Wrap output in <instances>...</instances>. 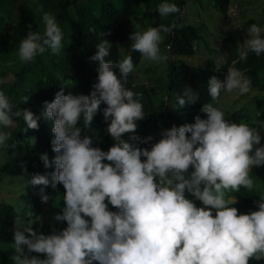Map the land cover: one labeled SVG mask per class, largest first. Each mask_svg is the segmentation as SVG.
Wrapping results in <instances>:
<instances>
[{
	"label": "clouds",
	"instance_id": "1",
	"mask_svg": "<svg viewBox=\"0 0 264 264\" xmlns=\"http://www.w3.org/2000/svg\"><path fill=\"white\" fill-rule=\"evenodd\" d=\"M37 11L42 13L44 31L28 26L19 42L21 63H31L48 50L59 55L64 48V34L55 16L42 6ZM157 11L163 18L183 15L177 4L167 0L157 5ZM178 27L183 25L173 20L133 31L131 51L151 62L168 61L160 45L164 34ZM247 33L243 47L237 49L240 61H246L250 53L264 54L261 27L253 23ZM97 49L90 57L99 62L94 90L73 95L61 88L51 102H44L43 117L54 121L51 144L56 155L51 162L46 153L40 158L45 168L54 164L55 170L36 174L30 181L33 186L63 185L64 206L54 219L67 226L45 235L32 227L30 216L27 220L17 217L13 264H249L264 260V195L256 201L258 210L250 213H239L232 206L237 198L230 195L241 188L254 190L250 173L254 166L264 165V146L256 147L261 142L258 129L229 122L221 109L206 103L201 108L206 118L197 115L192 124L164 129L150 149L141 148L134 142L146 143L152 137L136 135L137 121L145 118V112L142 94L126 87L134 71L133 58L128 55L115 64L105 61L111 49L108 40H101ZM234 90L240 95L252 90L250 79L235 67L228 68L223 80L213 76L208 81L211 99L217 103L222 91ZM185 97L191 103L199 98L186 88L177 97L180 106L185 105ZM27 100L24 96L23 102ZM101 103L106 105L104 120H110L107 133L116 142L107 151L94 147L92 138L82 137L78 127L81 119L85 127L91 125ZM14 117L23 119L22 131L39 128L32 111L17 108L0 90V126L11 128ZM10 139V132L0 131V149L15 148L9 145ZM186 192L203 207L188 199ZM43 193L42 187L41 199L47 203L49 196ZM109 204L116 211L109 210ZM33 252L45 258L29 256Z\"/></svg>",
	"mask_w": 264,
	"mask_h": 264
},
{
	"label": "trees",
	"instance_id": "2",
	"mask_svg": "<svg viewBox=\"0 0 264 264\" xmlns=\"http://www.w3.org/2000/svg\"><path fill=\"white\" fill-rule=\"evenodd\" d=\"M206 1L217 13L226 15L230 0ZM161 2L162 0H33L31 2L0 0V90L9 96L17 108H27L32 111L38 118L39 124L37 130L29 129L25 132L22 131L23 127H26L23 119L14 117L16 121L11 128L0 126V131L11 133L9 145H16L15 148L1 149L6 159L0 165V177L7 174L10 169L24 170L26 167L29 180L21 194L27 203L25 218L28 219L30 216L31 219H35L36 216H46V208L50 207L49 219L53 225L45 234L49 232L51 234L54 229L59 232L67 224L65 221L54 219L56 214L62 213L64 206L63 185L57 184L53 188L51 185L33 186L30 183L34 175L50 174L55 170L54 164L45 168L40 158L41 154L46 153L51 162L56 155L51 144L54 138L52 132L54 121L43 117L44 102H51L61 88L64 94L71 92L73 95H89L94 90L93 84L98 76L99 62L92 61L90 57L97 52V44L101 40H108L111 43L110 53L105 57V61H112L115 64L116 61L131 55L135 67L141 57L140 53L132 52L130 48L124 56H121L119 47L122 42H131L129 36L133 31L146 30L148 27H157L160 24L167 25L173 20L183 25L174 29L171 34H164L165 39L162 42L170 55L165 72L166 100L154 103L144 83L137 81L133 72L128 76L126 87L142 94L139 98L145 112V118L137 121L136 135L142 138L152 137L146 143L134 142L139 147L150 149L153 143L162 138L161 133L164 129L192 124L197 115L202 118L201 108L204 104L213 101L208 91V81L213 76L223 80L228 68L231 67H235L249 78L251 88L259 92L260 107L257 118L248 124L258 131L261 129L264 120V54L256 56L250 53L246 61H240L237 49L241 46L231 35H224L220 38L224 53V60L220 64L206 61L202 66H194L176 58L193 54L196 51L193 43L201 35L196 27L185 23L180 13L166 18L161 17L157 11V5ZM167 2L177 4L182 11L186 0H167ZM41 6L45 12L55 16L64 34V48L59 55H54L48 50L43 55H38L31 63H21L18 58L19 42L27 35L28 26L31 25V30L34 31L41 33L44 31L42 13L37 11ZM6 74L11 75L8 81L4 80ZM186 88H191L199 98L195 103H191L187 102L185 97V105L180 106L177 97L183 96ZM24 96L28 97L25 102H23ZM166 101L173 103L175 108L167 109ZM105 107L106 105L101 103L90 126L85 127L82 119L78 122V127L82 130L81 136L91 137L93 146L103 151H107L116 143L107 133L110 120L106 122L103 118ZM242 117L243 111L239 108L225 116V119L229 122L244 123L241 121ZM127 135L125 134V138ZM141 159L146 158L141 157ZM263 170L264 165L254 166L250 175H260ZM42 187L43 194L49 196L47 203L42 202L41 199ZM258 193L259 191L230 193L236 196L238 201L232 206L236 207L239 213L256 211ZM185 195L190 199L192 197L189 193ZM108 207L109 210L116 211L110 204ZM17 217L22 216H18L11 204H0V239L6 238L4 232L14 224ZM0 264H12V261L7 255L0 253ZM249 264H264V260H252Z\"/></svg>",
	"mask_w": 264,
	"mask_h": 264
},
{
	"label": "rangeland",
	"instance_id": "3",
	"mask_svg": "<svg viewBox=\"0 0 264 264\" xmlns=\"http://www.w3.org/2000/svg\"><path fill=\"white\" fill-rule=\"evenodd\" d=\"M27 1L31 2L33 0ZM182 12L185 23L196 27L201 37L193 43L196 50L193 54L177 56L176 58L194 66H202L206 61L220 64L224 60V53L220 44V38L224 35H231L239 46L243 47L245 39L248 38L247 28L251 24H258L262 32H264V0H230L228 11L224 16L217 13L206 0H186ZM197 41H199V43H196ZM130 45L131 42L120 43L121 56H124L125 52L131 48ZM160 48L162 54H166L168 57L170 56L166 47L161 44ZM166 64L167 61L164 63H155L140 57L138 63L134 67L133 73L135 79L144 83L149 89L154 103L160 100H166L167 98L165 88ZM10 77V74H6L4 75V80L8 81ZM209 103L221 109L225 113V116L240 108L243 111L241 121L249 123L257 118L258 109L260 107L259 92L252 89L249 94L240 95L238 90H234L231 93L223 91L219 103L215 101ZM166 106L167 109L175 108L174 104L169 101H166ZM202 118H206V114L203 112ZM259 133L261 142L260 145L256 147L264 146V120L262 121ZM5 159V155L0 149V165L4 163ZM191 171L192 169L190 168L189 173ZM251 177L255 184L253 191H255V193L259 191L258 195L260 200V195H264V170L261 171L260 175ZM27 180H29L28 173L23 169H10L7 174H3L0 177V204H11L17 211L18 216L21 215L25 220H27V218H25L27 203L24 201L21 194L23 193ZM240 191L244 192L247 190L241 188ZM185 194H187V192ZM191 200H193L198 207H203L202 202L196 200L193 196ZM45 214L46 216L43 217L36 216L35 219L32 218L34 221L32 227L38 233L43 232L45 234L47 229L50 230L53 225L49 219L50 207L46 208ZM213 215H215L214 209ZM13 230L14 224L4 232L6 238L0 239V253H4L9 258L14 252L12 247V243L14 242ZM45 235H48V233ZM25 251H27L26 246ZM29 256H39L41 259L45 258L43 254L35 252L29 253Z\"/></svg>",
	"mask_w": 264,
	"mask_h": 264
}]
</instances>
